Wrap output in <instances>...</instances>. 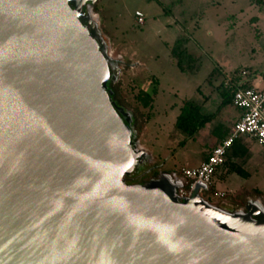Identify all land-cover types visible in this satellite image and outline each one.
Wrapping results in <instances>:
<instances>
[{
	"label": "water",
	"instance_id": "obj_1",
	"mask_svg": "<svg viewBox=\"0 0 264 264\" xmlns=\"http://www.w3.org/2000/svg\"><path fill=\"white\" fill-rule=\"evenodd\" d=\"M95 0H0V264H264V216L140 171Z\"/></svg>",
	"mask_w": 264,
	"mask_h": 264
},
{
	"label": "rangeland",
	"instance_id": "obj_2",
	"mask_svg": "<svg viewBox=\"0 0 264 264\" xmlns=\"http://www.w3.org/2000/svg\"><path fill=\"white\" fill-rule=\"evenodd\" d=\"M254 1L95 0L96 25L115 70L111 84L136 121L135 143L144 153L143 172L127 183L142 184L197 167L224 135L227 114L210 119L192 139L175 130L185 103L198 107V117L213 115L226 79L247 78L251 85L264 87V6ZM135 12L143 15V25L136 22ZM143 90L151 97L155 92L151 108H144L139 98ZM240 140L248 154L232 161L248 177L222 173L214 178L210 195H201L227 212L248 203L264 208V154L254 141Z\"/></svg>",
	"mask_w": 264,
	"mask_h": 264
},
{
	"label": "built area",
	"instance_id": "obj_3",
	"mask_svg": "<svg viewBox=\"0 0 264 264\" xmlns=\"http://www.w3.org/2000/svg\"><path fill=\"white\" fill-rule=\"evenodd\" d=\"M134 18L138 25L144 24L141 13L135 12ZM224 87L233 89L232 106L239 110L240 117L233 125L229 135L214 147L206 160L196 168H181L178 173L164 175L175 187V196L182 201L198 189L199 197L203 193H210L213 188L214 176L223 166L225 157L233 143L241 138L254 141L264 154V87H241V82L230 79L224 81ZM216 196L222 198L223 193ZM202 198V197H201Z\"/></svg>",
	"mask_w": 264,
	"mask_h": 264
},
{
	"label": "trees",
	"instance_id": "obj_4",
	"mask_svg": "<svg viewBox=\"0 0 264 264\" xmlns=\"http://www.w3.org/2000/svg\"><path fill=\"white\" fill-rule=\"evenodd\" d=\"M254 5L258 7H263L264 6V0H255ZM238 82V81H236ZM253 85L249 82L247 78H244V81L241 82V87L243 88H250ZM109 89L113 92V96L111 97V100L119 107H123L122 101L120 100V96L116 91V88L112 86L111 83L108 84ZM234 90L233 89H228L224 87V84H222L221 89H220V96H221V102L220 105L216 111L215 114L213 115H208V116H203V117H198V107H195L191 103H185L182 108L180 109V114L177 116L174 128L175 130L179 131L180 133H183L187 136V139H192L193 136L203 127L208 124L210 119L215 117L220 109H223L227 106L232 105V96H233ZM153 96L155 95L154 90L152 91ZM152 96V97H153ZM152 97L148 94L145 93V91H141L139 93V98L144 99L143 106L144 108H151L152 104ZM136 125L135 119H133V124L132 126ZM136 127V126H135ZM184 142H181L180 145H183ZM248 154V148L245 147L242 143L241 140H237L233 143L231 149H230V155L227 154L225 157V161L223 166L218 170L214 178L218 175L223 173L225 174H236L238 176H243L244 178H247V174H245L241 168H239L235 162L232 161V159H241L245 157ZM154 177H156V174H154ZM214 187L210 191V193L213 191ZM209 193V195H210ZM230 212H233L231 210Z\"/></svg>",
	"mask_w": 264,
	"mask_h": 264
},
{
	"label": "crops",
	"instance_id": "obj_5",
	"mask_svg": "<svg viewBox=\"0 0 264 264\" xmlns=\"http://www.w3.org/2000/svg\"><path fill=\"white\" fill-rule=\"evenodd\" d=\"M139 65H143L144 66V64H143V61L141 60V62L139 61ZM145 67V66H144ZM236 78H231L230 80H232V81H234V82H236V80H235ZM244 81V79L243 80H241V81H238V82H243ZM253 83V82H252ZM254 85V84H253ZM219 107V106H218ZM228 108H229V110L227 111V110H225V111H223V109H220L219 110V112H218V114H217V116H221V114H222V116H223V118H226V114H227V118H226V121H227V124H228V126H227V128H226V131H225V133H224V135H222V137L220 138V139H218L216 142H215V145L213 146V147H210L209 148V150H210V152H211V150L214 148V147H216L223 139H225L228 135H229V133H230V130H231V128L233 127V125L238 121V119H239V117H240V113H237V112H235V110L233 111L232 110V105L231 106H228ZM209 152V153H210ZM209 153L207 154V156L209 155ZM207 156H206V158H207ZM206 158L202 161V162H204L205 160H206ZM201 162V163H202ZM200 163V164H201ZM199 166V165H198ZM197 166V167H198ZM193 168H196V167H193Z\"/></svg>",
	"mask_w": 264,
	"mask_h": 264
},
{
	"label": "bare ground",
	"instance_id": "obj_6",
	"mask_svg": "<svg viewBox=\"0 0 264 264\" xmlns=\"http://www.w3.org/2000/svg\"><path fill=\"white\" fill-rule=\"evenodd\" d=\"M88 18H89V20H90L91 25H92L94 28H96L97 25H96V21H95V20H96L95 15L89 13ZM209 206H211V205H209ZM253 206L256 208V210H258V212H260V213L264 216V208L262 207V205H259V204L257 203V204H255V205H253Z\"/></svg>",
	"mask_w": 264,
	"mask_h": 264
},
{
	"label": "flooded vegetation",
	"instance_id": "obj_7",
	"mask_svg": "<svg viewBox=\"0 0 264 264\" xmlns=\"http://www.w3.org/2000/svg\"><path fill=\"white\" fill-rule=\"evenodd\" d=\"M142 172H143V169H142V170L140 169V171L138 172V174H139V173H142ZM136 177H138V175H135V176L133 177V179L136 178Z\"/></svg>",
	"mask_w": 264,
	"mask_h": 264
}]
</instances>
